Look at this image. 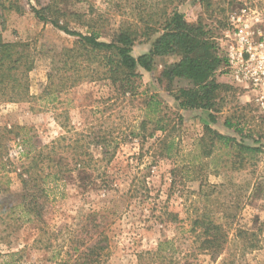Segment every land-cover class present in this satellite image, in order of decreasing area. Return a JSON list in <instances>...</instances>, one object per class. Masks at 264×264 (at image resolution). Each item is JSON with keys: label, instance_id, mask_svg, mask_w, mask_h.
<instances>
[{"label": "rangeland", "instance_id": "374dc122", "mask_svg": "<svg viewBox=\"0 0 264 264\" xmlns=\"http://www.w3.org/2000/svg\"><path fill=\"white\" fill-rule=\"evenodd\" d=\"M180 1L0 0V34L5 43L28 46L26 61L32 67L28 98L0 100V154L7 166L0 174V264H60L99 241L106 248L105 264H219L225 257L264 264V110L255 96L238 89L220 94L214 112L181 110L175 96L189 83L175 81L168 90L160 81L178 57L156 59L152 72L138 68V77L121 87L127 83L122 78L113 83L102 75L104 58L66 57L67 50H77V39L41 22L34 12L50 5L49 19L84 35L98 33L107 43L130 28L136 32L135 57L148 53L160 34L155 22L174 7L190 24L211 29L222 55L240 31L264 33V0ZM74 59L83 68L81 76L64 69L65 61ZM217 79L229 84L222 71ZM152 97L161 103L164 136L174 144L170 158L157 143L163 134L149 137L156 131L148 107ZM209 129L259 152L212 144ZM87 136L106 138L115 148L111 163L101 162L105 177L87 173L83 165L76 168L67 149L80 140V152H86ZM62 137L67 140L58 142V158L73 172L47 205L44 222H29L19 208L17 170L29 153ZM203 214L228 231L229 244L216 261L203 252L193 230ZM245 232L257 236L245 237ZM249 239L257 240L258 249L244 250ZM167 242L157 255L159 244Z\"/></svg>", "mask_w": 264, "mask_h": 264}, {"label": "trees", "instance_id": "16d2710c", "mask_svg": "<svg viewBox=\"0 0 264 264\" xmlns=\"http://www.w3.org/2000/svg\"><path fill=\"white\" fill-rule=\"evenodd\" d=\"M186 1L182 0L180 3L183 4ZM49 10L50 5L41 10H34L35 16L41 22L51 24L66 35L77 39V50H67L65 56L76 59L79 56L87 55L89 60L104 58L105 69L103 73L105 74L102 75H105V78L113 83L122 78L127 83H122L121 87L128 88L131 80L138 77V68L152 72L156 59L178 57L179 60L177 62L165 67L160 81L167 83L168 90L172 89L175 81L189 83L190 86L180 88L175 96L181 110L214 112L220 94H236L238 91V88L227 83H221L217 79V75L221 74V71L225 73L223 69L227 66V58L225 54L222 55L218 44L213 40L212 30L200 22L190 24L186 19V15L177 7H174L170 13H166L165 15L167 16H163L161 21L155 22L156 28L154 31L160 34L148 53L139 57L133 55L136 32L132 29H122L120 33L115 34L112 42L107 43L100 41L98 33L93 32L89 35H84L62 26L57 18L51 17L49 19L46 15ZM27 48V45L21 43H5L0 34V100L22 102L28 98V73L32 70V67L26 61V57L28 58ZM75 59L72 64L65 61L64 69H74L77 71L76 76H81L83 68L79 66L80 64L77 65ZM49 83L52 86L51 74L49 75ZM160 105L159 100L154 97L148 103V107L155 117L156 125V131L150 134L149 137H154L158 131L161 132L163 138H158L157 143L163 148L162 155L170 158L174 152V144L169 142L164 136L166 127L163 125L161 118ZM210 118L212 122H216L214 115L211 114ZM143 124H146V122ZM227 125L232 127L230 124ZM209 133L212 144L237 147L240 152L245 153L255 154L259 152L256 148L240 145L234 138L217 134L211 129H209ZM89 138L90 136H87L86 152H80L83 150V147L79 146L80 140L75 141V144H77L75 148L70 144L67 145V149L72 151L76 168L78 165H83V167H87V173L91 170L100 177H105L106 172L101 162L106 161V164H110L114 158L115 152L113 151H115V148L108 144L106 138H101L100 136H96L94 140H89ZM60 140L65 141L67 138L62 137L58 141L52 142L45 150L29 153L22 168L17 170L19 171L18 177L22 186L19 208L21 216L29 222H37L39 224L44 222L47 205L60 195V191L57 188L61 187L63 185L61 183H64L67 176L73 172L64 163V158H58V148L56 146ZM95 151H97L99 158L96 157ZM207 155L210 156V153ZM82 156L85 159L87 158V164ZM10 166L12 171L14 163L10 162ZM5 169H7V166L2 154H0V174ZM10 170L7 172H10ZM192 226L193 230H198V238L201 241L200 246L204 253H207L214 261L224 255L225 249L229 244V235L222 225L215 223L214 220L203 214V216L201 215V217L194 220ZM243 234H245V237L254 239L257 236L256 233L245 232ZM246 243L244 250L258 249L257 240L254 242V240L249 239ZM167 245H169V242L160 243L156 254L158 255V252H162ZM105 250L106 248L102 246L100 241L95 242L94 245L86 250L87 253H82L76 259L62 260L59 263L105 264L107 255ZM237 263L239 262L236 259L230 260L226 257L219 262V264Z\"/></svg>", "mask_w": 264, "mask_h": 264}, {"label": "built area", "instance_id": "2783aa9c", "mask_svg": "<svg viewBox=\"0 0 264 264\" xmlns=\"http://www.w3.org/2000/svg\"><path fill=\"white\" fill-rule=\"evenodd\" d=\"M254 35L246 31L235 34L236 43L225 52L227 66L223 75L230 85L254 95V101L264 110V33Z\"/></svg>", "mask_w": 264, "mask_h": 264}]
</instances>
